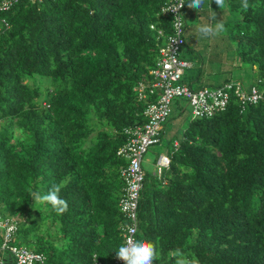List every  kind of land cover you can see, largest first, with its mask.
I'll return each instance as SVG.
<instances>
[{"label": "trees", "instance_id": "trees-1", "mask_svg": "<svg viewBox=\"0 0 264 264\" xmlns=\"http://www.w3.org/2000/svg\"><path fill=\"white\" fill-rule=\"evenodd\" d=\"M169 1L19 0L0 11L8 23L0 31V216L14 219L15 244L43 253L46 264H116L129 221L117 205L126 161L116 151L123 128L147 120L151 97L138 99L133 87L171 32L161 12ZM249 4L226 0L231 19H221L252 81L192 88L181 74L192 89L231 84L227 103L191 114L159 175L143 173L134 236L156 246L154 264H174L176 249L196 264H264V100L234 91L262 85L264 0ZM184 28L183 20L176 57ZM54 184L68 203L62 215L30 196Z\"/></svg>", "mask_w": 264, "mask_h": 264}, {"label": "built area", "instance_id": "built-area-1", "mask_svg": "<svg viewBox=\"0 0 264 264\" xmlns=\"http://www.w3.org/2000/svg\"><path fill=\"white\" fill-rule=\"evenodd\" d=\"M19 0H0V11L8 10ZM40 1V0H30ZM180 0H170L161 12L170 16L171 32L165 36L163 44L158 47L159 57L155 66L148 70L149 76L136 83L133 89L137 93L138 99H145L150 96L151 99L145 102L142 114L147 120L139 125L124 127L125 141L118 147L116 154L125 159L126 163L120 168L119 174L123 181L121 193L118 198L119 210L128 218V222L121 225L122 244L129 238L135 240L136 231L135 215L139 190L143 179L141 168L142 156L148 146L158 141L160 122L168 114V105L174 97H183L191 105L192 116L210 115L215 110H221L228 100V92L231 84H225L220 87L209 89L201 87L192 89L186 84L179 83L178 80L182 74V69L188 65L187 62L179 60L176 57L178 47L182 44V24ZM8 26L7 21L0 17V31ZM153 28V25H149ZM164 35L163 31L156 29V36ZM261 79V88L251 86L249 93H244L235 85L234 91L242 101L246 99L250 102H256L258 99L264 100V73ZM176 144V142L174 143ZM168 157L160 154L157 157L154 174L159 175L161 167L166 166ZM1 242L0 251L5 252L12 260L13 264H46L45 256L41 252L30 250L22 245L14 244L12 238L16 230V223L11 217L0 216ZM116 264H124L123 261L115 258ZM0 264H3V258H0ZM93 264H99L94 262Z\"/></svg>", "mask_w": 264, "mask_h": 264}, {"label": "rangeland", "instance_id": "rangeland-1", "mask_svg": "<svg viewBox=\"0 0 264 264\" xmlns=\"http://www.w3.org/2000/svg\"><path fill=\"white\" fill-rule=\"evenodd\" d=\"M187 2V0H185ZM211 2L210 6L208 4ZM217 20L229 17L224 9H219L214 0H204L202 9L194 10L184 5L182 18L185 22L183 31L184 44L180 47L177 57L188 63L182 70V80L190 84L192 88L200 85L211 86L224 77L242 82L248 85L252 81V71L247 63L240 62L235 54L234 41L228 36V21L224 24L225 31L217 37L203 38L197 29L202 24L214 26ZM231 19V18H230ZM170 114L161 123V131L158 142L147 147L142 156L141 167L144 174L155 170L157 157L165 153L174 140H179L182 130L191 117V106L182 97H175L170 102ZM12 242L17 243L13 236ZM29 249L27 243L21 244ZM5 255L0 252V256Z\"/></svg>", "mask_w": 264, "mask_h": 264}, {"label": "clouds", "instance_id": "clouds-1", "mask_svg": "<svg viewBox=\"0 0 264 264\" xmlns=\"http://www.w3.org/2000/svg\"><path fill=\"white\" fill-rule=\"evenodd\" d=\"M219 9L226 7V0H214ZM241 8L247 10L251 5L249 0H240ZM187 4L188 8L198 10L202 9L204 0H180L178 8L173 9V12L178 11ZM211 2L208 4L210 9ZM216 19V16L213 17ZM199 35L203 38L217 37L225 31L224 24L221 20H217L214 26L210 24H202L197 29ZM152 174H154L152 172ZM62 185L54 184L48 189L47 193L41 194L38 191H33L30 196L34 202L48 203L52 206V209L57 214H64L68 210V203L60 196ZM116 258L123 261L124 264H154L156 260L160 258V253L157 251L156 246L148 241H137L129 238L122 244L117 251H115ZM172 256L174 258V264H196V261L189 259L188 255L182 250L176 249Z\"/></svg>", "mask_w": 264, "mask_h": 264}, {"label": "crops", "instance_id": "crops-1", "mask_svg": "<svg viewBox=\"0 0 264 264\" xmlns=\"http://www.w3.org/2000/svg\"><path fill=\"white\" fill-rule=\"evenodd\" d=\"M252 79H253V77H252ZM176 142V140H174V142L173 143H175Z\"/></svg>", "mask_w": 264, "mask_h": 264}]
</instances>
